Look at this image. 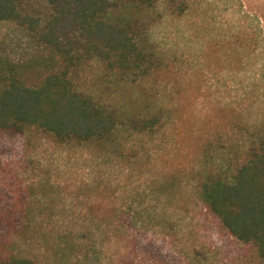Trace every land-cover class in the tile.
Segmentation results:
<instances>
[{
    "label": "trees",
    "instance_id": "trees-1",
    "mask_svg": "<svg viewBox=\"0 0 264 264\" xmlns=\"http://www.w3.org/2000/svg\"><path fill=\"white\" fill-rule=\"evenodd\" d=\"M24 1L0 0V21L25 22ZM44 1L50 52L23 63L0 56V134L34 128L66 147L95 150L116 169L95 178L98 223H126L127 214L145 223L144 191L136 189L130 211L116 204L132 180L149 179L164 205L184 202L192 185L264 264V5L225 0L218 11L208 0ZM170 21L185 22L201 42L194 55L156 38ZM91 62L95 93L81 86ZM107 198L115 205L104 208ZM41 214L0 204L7 229L25 232ZM0 264L40 263L3 239Z\"/></svg>",
    "mask_w": 264,
    "mask_h": 264
},
{
    "label": "rangeland",
    "instance_id": "rangeland-1",
    "mask_svg": "<svg viewBox=\"0 0 264 264\" xmlns=\"http://www.w3.org/2000/svg\"><path fill=\"white\" fill-rule=\"evenodd\" d=\"M208 1L215 10L225 5V0ZM246 2L264 5V0ZM22 13L25 22L0 21V56L16 63L50 52L42 38L48 3L25 0ZM186 27L170 21L157 28L156 38L189 57L201 42ZM95 72V62L81 72L82 88L94 93ZM102 162L95 150L66 147L34 128L21 135L0 134V204L42 213L25 232L0 223V242L6 239L11 251L40 264H262L252 247L238 241L198 200L192 185L184 188V202L164 205L155 201L149 179L132 180L127 190L120 189L116 204L130 211L137 205L136 189L144 191L145 223H131L129 214L126 223H98L95 178L118 174ZM109 200L104 208L115 205Z\"/></svg>",
    "mask_w": 264,
    "mask_h": 264
}]
</instances>
